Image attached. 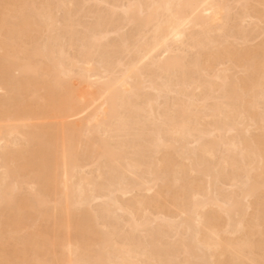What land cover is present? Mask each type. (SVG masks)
<instances>
[{
  "label": "bare ground",
  "instance_id": "bare-ground-1",
  "mask_svg": "<svg viewBox=\"0 0 264 264\" xmlns=\"http://www.w3.org/2000/svg\"><path fill=\"white\" fill-rule=\"evenodd\" d=\"M0 264H264V0H0Z\"/></svg>",
  "mask_w": 264,
  "mask_h": 264
}]
</instances>
